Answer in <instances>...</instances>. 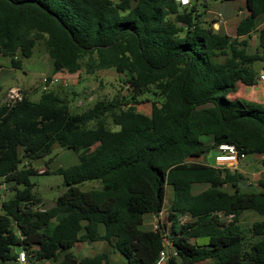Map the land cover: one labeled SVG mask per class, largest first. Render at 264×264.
<instances>
[{"label": "trees", "instance_id": "1", "mask_svg": "<svg viewBox=\"0 0 264 264\" xmlns=\"http://www.w3.org/2000/svg\"><path fill=\"white\" fill-rule=\"evenodd\" d=\"M198 4L0 0V53L14 67L43 41L55 71L114 68L130 92L77 114L53 90L38 101L24 93L0 104V179L14 193L1 203L0 264H18L21 249L26 264H158L164 249H171L164 264H264V189L242 192V173L204 161L221 144H233L240 159L264 155V105L231 97L239 82L256 83L254 65L264 62V0H245L235 36L202 21ZM254 31L259 45L251 52ZM143 101L151 102L149 115L137 111ZM55 144L79 161L54 171L67 188L43 208L30 179L37 170L26 159ZM90 180L101 187L83 189ZM167 185L166 220L157 230L142 228L146 213L164 210ZM249 210L263 220L235 230ZM88 240L107 242L124 260L70 251Z\"/></svg>", "mask_w": 264, "mask_h": 264}, {"label": "rangeland", "instance_id": "2", "mask_svg": "<svg viewBox=\"0 0 264 264\" xmlns=\"http://www.w3.org/2000/svg\"><path fill=\"white\" fill-rule=\"evenodd\" d=\"M207 6L203 5V1H194L199 3L198 11L201 14V20L205 21L208 25L215 23L217 13H221L224 20H226L228 29L221 27V31L228 33L232 36L235 35V30L238 25V21L246 13L245 0H206ZM184 6L190 7L188 0H182ZM202 4V5H201ZM241 10V12H240ZM215 25V24H214ZM219 29V25L216 26ZM234 30V31H233ZM259 45L258 33L254 31L252 38L249 40V50L255 52ZM262 62H256L255 66L259 68ZM50 76L57 77L59 82L50 85L48 90H53L68 103L70 112L73 114L83 113L93 107L98 100L111 101L115 98H121L123 96L130 95L128 85L125 81V75L118 73L114 68H107L98 70L96 73L88 74L85 70L70 73L68 71H55L52 58L49 56L47 49L43 41L37 42L34 47V54L23 61L22 67H14L9 57L0 53V103L4 98V93L8 86H18L27 91L28 97L32 101H38L43 93L42 77ZM72 82L71 85L68 84ZM154 98L152 94H144L141 99ZM137 111L150 114L151 102L143 101L136 105ZM109 127L116 128L111 120H109ZM211 136H207L206 139H211ZM217 150L211 151L206 158L205 162L212 164L213 158H215ZM37 170V173L30 177L34 183L33 192L42 199V207L50 208L56 203L57 197L62 194L67 186L63 175L54 173L58 168H67L75 165L79 161V155L73 149L55 144L50 154L39 157L36 159H26ZM232 172L234 168H230ZM240 173L243 175V179L240 181V188L242 192H258L263 188L257 178H260L264 182V164L262 158L257 160V155L248 154L240 162ZM4 184L5 188L0 190V211L1 203L3 199L10 198L14 193L9 189L10 184L2 182L0 179V185ZM101 187L100 181L90 180L86 181L82 188L92 189ZM228 190L232 191L230 186ZM173 196V187L167 185L166 198L164 203V210L162 213V219L166 220L168 207ZM157 216L150 213L144 215V224L142 228L152 229L153 222ZM188 217L184 218L187 220ZM230 221V218H226ZM263 220V218L255 211L249 210L241 215L239 223H236L234 229L237 230L240 226L247 230L253 222ZM54 219L48 228V232H51L53 226L56 223ZM17 250L21 247L17 246ZM110 249V251L106 250ZM70 251L77 257L92 256L102 251L110 252L111 261L113 263H120L124 260V257L117 251H113L109 248L107 242L95 241L80 242L72 246ZM50 262L45 261L44 264ZM54 264H58L55 262Z\"/></svg>", "mask_w": 264, "mask_h": 264}, {"label": "built area", "instance_id": "3", "mask_svg": "<svg viewBox=\"0 0 264 264\" xmlns=\"http://www.w3.org/2000/svg\"><path fill=\"white\" fill-rule=\"evenodd\" d=\"M220 22V21H219ZM218 22V23H219ZM261 79L264 81V75L261 76ZM43 83V90H48L50 85L56 84L59 82V79L57 77H50V76H44L41 79ZM24 95V92L20 87H13L10 88L7 94V102H15L17 100L22 99ZM245 156L242 155L241 159H243ZM214 166L220 167V168H233L236 166V164L239 162L240 157L238 154V151L236 147L233 144H221L218 149V153L216 154L214 158ZM5 186L2 183L0 185V190L4 189ZM162 212H160L158 215H156V219L153 222V230H157L160 227V223L164 221L162 219ZM171 252V249H164L160 252L159 258H158V264H164L169 257ZM176 254V253H174ZM18 264H26L27 263V253L24 249H21L18 254L17 259Z\"/></svg>", "mask_w": 264, "mask_h": 264}, {"label": "crops", "instance_id": "4", "mask_svg": "<svg viewBox=\"0 0 264 264\" xmlns=\"http://www.w3.org/2000/svg\"><path fill=\"white\" fill-rule=\"evenodd\" d=\"M189 1V5L192 6L194 3L193 0H188ZM241 12V10H240ZM248 14V10L246 11V13H244L243 17L246 16ZM216 19L215 20V23H213L214 27L216 28L217 25H219V29L221 30V27H224V29L227 31L228 29V26H227V21L224 20L223 16L221 13H217L216 15ZM242 17V18H243ZM240 18L239 21L242 19ZM220 21V22H219ZM238 21V23H239ZM219 22V23H218ZM264 26V17L262 16L259 20V27H262ZM217 29V28H216ZM235 30V35H236V29ZM233 30V31H234ZM234 35V36H235ZM246 36H241V39H245ZM252 38V37H251ZM250 38V39H251ZM254 69L256 70L257 72V81L256 83L252 84V85H248V84H245L243 82H239L238 83V87H237V91L234 95H232L231 97L232 98H243V99H246L248 101H251V102H256V103H259V104H262L264 105V81L261 79V76L264 75V62H262L259 66V68H257L255 65H254ZM68 84L71 85L72 82H69L68 81ZM13 87H18V86H8L5 93H4V98L3 100L1 101L0 104H3V103H6L7 102V94H8V91L10 90V88H13ZM21 88V87H20ZM22 89V88H21ZM22 91L25 93V94H28L27 91L25 89H22ZM218 153V151H217ZM257 155V160L260 159V157L262 158V161L264 160V155H260V154H255ZM246 157V156H245ZM214 159V158H213ZM215 160V159H214ZM214 160L212 162V164L214 165ZM243 159H240L239 162L236 164L235 166V170L236 171H239L240 170V162L242 161ZM234 168V167H233ZM240 172V171H239ZM259 183L264 186V182L263 180H261L260 178H257ZM109 245V244H108ZM111 246L109 245V248ZM108 251H110V249H106ZM107 252V251H105Z\"/></svg>", "mask_w": 264, "mask_h": 264}]
</instances>
